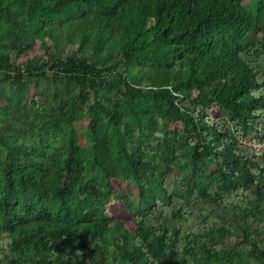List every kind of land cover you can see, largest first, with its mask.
Masks as SVG:
<instances>
[{
  "label": "trees",
  "instance_id": "obj_1",
  "mask_svg": "<svg viewBox=\"0 0 264 264\" xmlns=\"http://www.w3.org/2000/svg\"><path fill=\"white\" fill-rule=\"evenodd\" d=\"M0 71V264H264V0H0Z\"/></svg>",
  "mask_w": 264,
  "mask_h": 264
},
{
  "label": "rangeland",
  "instance_id": "obj_2",
  "mask_svg": "<svg viewBox=\"0 0 264 264\" xmlns=\"http://www.w3.org/2000/svg\"><path fill=\"white\" fill-rule=\"evenodd\" d=\"M43 42H47V44H53L52 40L48 36H45L42 38L40 37L36 38L34 44L28 50L23 51L20 54L18 58V62L25 63L35 56H44L45 53L43 49V45H44ZM64 52L66 53L67 51H64ZM110 53L115 54L116 52L114 50H111ZM2 74H3V71H0V77H2ZM110 89H112L113 93L118 95L122 100L127 99V95L120 89L119 86H117L116 83H112L110 86ZM31 90L32 91L29 93V98L34 93V88H32ZM122 100H121V105H122ZM135 100H137L136 96L134 97V99H131V101H133L134 103L136 102ZM5 104L6 102L0 99V106L5 105ZM146 104L147 105L153 104L158 107L161 106V103L159 101H156L149 97L146 98ZM88 124H89V117L87 115H84L81 119H78L73 124V127L76 132L77 140H78V145L81 149V154L84 157V160L89 155L91 148H92V143L88 135ZM28 138H30L29 140L31 141H35L32 136H29ZM37 140L38 139L36 137V141ZM263 144L264 142L262 141L256 142L250 145V148L254 149L257 152H262L264 150ZM212 169L213 167H210L207 170L210 171ZM121 189H122L123 194L128 195L134 202L142 205V201L139 199L137 187L133 180H129L128 182L121 184Z\"/></svg>",
  "mask_w": 264,
  "mask_h": 264
},
{
  "label": "built area",
  "instance_id": "obj_3",
  "mask_svg": "<svg viewBox=\"0 0 264 264\" xmlns=\"http://www.w3.org/2000/svg\"><path fill=\"white\" fill-rule=\"evenodd\" d=\"M264 145V144H263Z\"/></svg>",
  "mask_w": 264,
  "mask_h": 264
}]
</instances>
